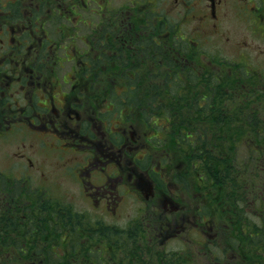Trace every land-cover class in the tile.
I'll return each mask as SVG.
<instances>
[{
	"label": "flooded vegetation",
	"instance_id": "flooded-vegetation-1",
	"mask_svg": "<svg viewBox=\"0 0 264 264\" xmlns=\"http://www.w3.org/2000/svg\"><path fill=\"white\" fill-rule=\"evenodd\" d=\"M90 1H96L98 8L94 14L97 22L85 21L78 14L79 9L89 7ZM133 1L139 8L150 10L157 20H169L178 25L193 22L192 33L184 28L180 34L182 42L189 40L188 35L206 41L218 34V40L226 45L220 44L217 52L227 48L243 61L247 59V49L255 38L261 40L255 45L258 52L264 51V0ZM126 7H119L124 9V15ZM112 9L109 0H0V120L5 117L8 118L6 121L13 122L17 115L19 119L28 118L35 112L42 121L38 128L31 125L33 130L39 129L42 133L47 130L62 142L64 148L79 153L83 160L79 166L71 152L70 157L61 156L72 161L80 181L85 176L84 181L90 185L88 197L92 199L94 196L101 208L94 224L101 220L108 222L102 226L103 231L96 227L93 234L89 232L93 238L92 253L94 246L102 247L101 253L105 246L106 264H156L159 257L162 261L165 259L166 264H173L174 249L169 243L185 232L189 217L186 215H196L187 196L190 193L201 196V191L197 192L194 186L192 192L190 185L183 183L187 178L176 176L181 171L175 169L173 163L166 165L159 161L161 155L149 144V136L136 133L131 123L121 119L109 126L105 113L110 109L106 104L109 97L81 95L85 88L88 91L93 89L94 83L97 88L111 87L109 81L94 80L100 78L96 71L102 72L100 64H94V58L101 54L109 57L116 54V50L111 48V39L119 35L95 32L94 29L98 25L100 27L98 22ZM174 13L178 15L177 19H174ZM229 16L234 17L235 28L222 25ZM58 20L65 22H59L58 30L54 27L57 33L47 32L46 23ZM69 20L71 26L67 24ZM77 21L87 27L91 25L89 33H73L72 29L79 26ZM141 36V33L135 34V37ZM32 42L35 45L33 53ZM79 42L85 46H80ZM121 44L131 46L123 36ZM60 49H63L62 55L58 53ZM32 55L37 63L32 62ZM66 60H72L73 65L64 69L63 80L60 81L59 72ZM78 69L92 70H89L91 81L74 82ZM103 70L109 72L105 67ZM113 85L124 88L133 84L122 82ZM41 108L46 109V113ZM6 109H9L7 115ZM49 111L51 113L48 114ZM45 119L51 123V128L44 127ZM28 120L31 121L30 118ZM148 156H153L156 162L146 161ZM117 163L120 165L116 166ZM29 169V163L25 168L11 163L4 171L0 170V264H48L51 260L48 249L56 254L61 252L62 242L57 237L55 240L48 237L47 214L54 217L52 222L61 223L64 212L46 209L45 189L42 184L33 186L32 177L26 172ZM93 172L103 174V177H94ZM141 181L149 185L132 186ZM129 184L131 191L126 187ZM120 190L134 195L142 193L150 200L143 218L151 219L152 223L133 224L138 220H125L119 228L110 224L108 218L113 219L123 213L124 199ZM160 205L167 209L161 210ZM161 215L170 219L167 224L156 223ZM189 227L196 233L195 242L200 246L193 254L189 252L194 257L199 250H206L203 243L207 239H202L206 226L194 223ZM206 251L208 253H202L206 257L201 261L195 260L193 264H224V260L214 256L213 252Z\"/></svg>",
	"mask_w": 264,
	"mask_h": 264
},
{
	"label": "trees",
	"instance_id": "trees-1",
	"mask_svg": "<svg viewBox=\"0 0 264 264\" xmlns=\"http://www.w3.org/2000/svg\"><path fill=\"white\" fill-rule=\"evenodd\" d=\"M113 12L96 30L119 35L111 39L116 54L94 58V64L108 60L110 65V77L102 81L111 87L99 90L104 97L126 98L125 103L115 102L125 106L126 119L137 121L133 115L142 114L145 129L167 137L162 139L166 152L173 147L176 157L183 155L181 159L189 162L187 171H198L215 191L216 198L211 197L205 208L220 207L211 212L228 226L222 225L214 239L219 241H213L222 254L226 251L224 263L264 264V73L243 71L227 60L218 71L217 59L209 66L194 52L196 47L190 44L188 52L179 44L172 36L177 32L173 22L157 20L138 6L126 17L124 9ZM140 33L143 36L135 37ZM122 36L130 47L121 44ZM89 70L85 69L88 75ZM122 82L133 85L125 90L113 85ZM53 218L47 216V227ZM83 219L68 211L62 226L48 227L49 239L62 242L61 257L48 264H78L77 253L90 254L96 229ZM91 257L88 264H106L102 257ZM173 264L179 263L175 259Z\"/></svg>",
	"mask_w": 264,
	"mask_h": 264
},
{
	"label": "rangeland",
	"instance_id": "rangeland-1",
	"mask_svg": "<svg viewBox=\"0 0 264 264\" xmlns=\"http://www.w3.org/2000/svg\"><path fill=\"white\" fill-rule=\"evenodd\" d=\"M134 2L133 0H131ZM130 0H109V5L111 6V9L113 8H119L123 6L130 5ZM96 1H90L89 7L84 9H79L78 14L81 19L87 20V21H93L97 22V18L94 14V12L97 10ZM178 15L174 13V19H177ZM234 19L233 16H229L224 21H222V25H228L231 28H235V23L232 20ZM61 20H58L56 22H47L45 25V29L47 32L51 34H56L57 31L54 29V27L59 29ZM65 22V21H61ZM80 21H77V25L80 26L79 29L74 27L76 29H72L73 33L77 35H81L82 32L89 33L90 26L88 27L85 24H80ZM86 23V22H85ZM64 24V23H62ZM67 24L71 26L70 20L67 21ZM73 27V28H74ZM179 32L182 34L184 32V28L188 30V32L192 33L194 31V23L189 24H180L179 26ZM210 41H207V51H216L220 47V44L226 45L223 41L220 42L218 39L220 35L214 34L212 35ZM261 40L255 38L252 40V46L247 49V59L243 61L247 67V69L256 68L259 71L264 72V51L262 53L258 52V49L255 47L256 44H260ZM80 46L83 45L82 42H79ZM32 51L35 50V45L32 42ZM227 47V46H226ZM60 55H62L63 49H60L58 51ZM219 55L225 56L226 58H236L239 59V55L234 54V56L225 48L223 51H219ZM240 60H242V57H240ZM218 63V62H217ZM64 68L61 69L59 72L60 75V81L63 80L62 73L64 69H68L71 65H73L72 60H66L63 62ZM66 78V77H65ZM63 85H65L63 83ZM18 98V96H15ZM9 101L13 103V99L9 98ZM24 102V100H23ZM34 104V102H32ZM13 108V106H12ZM37 108V106H36ZM42 111L46 113V109L41 108ZM9 113V109H6L5 114L7 115ZM51 113L50 111L48 114ZM19 115L16 116L13 122L6 121L8 118H5L0 120V170L4 171L5 167L8 166L11 163L17 164V166L26 167V163L30 164V169L26 170L28 174L32 177V183L33 186H39V184H42L43 188L45 189V203L46 209H55L57 211H63L65 212L71 211V212H77L81 213L82 216H85L86 219L81 220L84 222L85 220L94 221L97 218L98 211H101V208L97 205V200L94 196H92V199L88 197L90 189V185L88 182L84 181L86 178L85 176L81 179L78 175H76L75 171V165L72 161L65 160L61 154H65V156L70 157V153L74 154V157L77 160V166L83 164V160L80 159L79 153H75L71 150H67L63 147L61 144L62 142H58L55 137H52L47 130H45L43 133L41 130H33L31 125L38 128L37 126L42 121L39 117L35 116V112L30 113L28 118L31 119V121L28 120V118H18ZM45 123H43L44 127L47 126L49 128L52 127L51 123L48 120H44ZM141 126V125H140ZM142 127V126H141ZM47 132V133H46ZM61 147V148H59ZM120 165V163H117L116 166ZM76 166V167H77ZM122 166V165H121ZM97 172H93L95 174ZM80 177L82 174H79ZM94 177H103V174H95ZM128 177V176H126ZM191 177V175H190ZM189 177V179H190ZM46 178V180H43ZM192 179V178H191ZM192 182V180H191ZM128 184V180L127 183ZM149 185L146 184L144 181L139 182L137 185L132 186H146ZM88 187V188H87ZM126 187L131 191V185H126ZM84 188V189H83ZM118 192V191H117ZM121 195H123V201H122V215L118 216L116 218H108L110 220V224L113 227H118L120 224H122L125 220H138L137 222L139 224H143L146 216L145 212L147 209V206L149 205L150 200L146 198L142 193L138 195L134 194H127L123 193L122 190L119 191ZM196 192V191H195ZM116 193V191L114 192ZM93 195V193H90ZM118 194V193H117ZM126 195V196H124ZM196 194L190 193L188 194L187 198L190 203L194 202L192 200L193 196L197 199ZM198 196V195H197ZM191 198V199H190ZM187 201V199H186ZM187 201V203H188ZM38 202V201H37ZM192 205L190 204V207ZM161 210H166L167 208H164L160 205ZM253 205L249 206V209H253ZM197 211V215H199V210L194 209ZM225 210H228V208H225ZM107 213V212H106ZM191 213V211H190ZM203 213V212H202ZM61 214V216L63 215ZM108 214V213H107ZM164 214V213H163ZM186 215V213H184ZM204 222L199 221V223H202L206 226L205 233L203 234L202 239L211 238V236H214L221 232V226L223 224L222 219H219L218 217H214L210 210L206 208ZM188 220L190 225L194 224V217L190 215ZM211 216V218H209ZM218 216V214L216 215ZM252 220H256L255 217L248 215ZM160 219L164 218L166 221H169L170 219L167 217H164V215L158 216ZM164 221V224H167V222ZM107 221L101 220L100 222H97V228H100L98 230H101L102 226H104ZM188 225H186V228L184 229L185 232L181 235V239L179 241H171L169 243V246L172 247L175 251V259L178 261L179 264H193L196 261H201L202 257H206L205 254H202L203 252L208 253L206 250H199L198 254H194V257L186 256V259L181 254H177L178 250L183 249L185 253L193 252L198 250L200 247L199 244H197L195 241L196 239V233L191 232L188 228ZM197 223V224H199ZM53 226H56L53 222L51 223ZM196 224V222H195ZM216 225V226H215ZM215 227V229H214ZM119 228V227H118ZM224 233L227 234V231L224 230ZM84 234V233H83ZM96 235V234H95ZM183 238V240H182ZM162 239L160 240L161 243ZM213 241H219V238ZM159 243V244H160ZM161 246V245H160ZM207 249L209 250V253L213 252L221 255V247H219L217 244L209 243L207 245ZM212 255V254H211ZM166 260H164L165 263Z\"/></svg>",
	"mask_w": 264,
	"mask_h": 264
}]
</instances>
